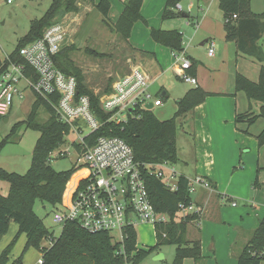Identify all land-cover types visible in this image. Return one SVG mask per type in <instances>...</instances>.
<instances>
[{
	"label": "trees",
	"instance_id": "1",
	"mask_svg": "<svg viewBox=\"0 0 264 264\" xmlns=\"http://www.w3.org/2000/svg\"><path fill=\"white\" fill-rule=\"evenodd\" d=\"M85 0H52L45 13L30 24L28 33L19 42L16 49L8 54V58L0 60V74L10 62L25 64L19 55L20 47L41 37L43 30L59 22L68 13L78 11L77 3ZM91 1L92 0H88ZM143 0H128L116 23L108 20L110 4L107 0H99L94 8L102 16V22L111 31L119 33L127 41L134 23L143 20L140 8ZM182 0H166L162 12V20H169L187 13L177 10ZM224 16L225 37L234 41L238 52L255 59L261 64L257 81H251L240 74L235 76L236 91H243L248 100L260 103L257 113L252 111L236 114L235 122H246L249 126L257 118L264 119V52L259 41L264 31V12L253 13L250 10V0H217ZM235 15V18L233 17ZM151 39L172 52L183 51L182 34L176 29L151 28ZM73 46H63L53 56L55 66L66 75L75 77L79 94L89 96L91 108L96 117L103 124L91 134L95 139L100 135L117 136L123 139L131 148L134 159L140 165H155L167 163L170 165L178 161L176 148V119L184 117L197 105L202 103L208 95L199 86L189 88L177 100V109L173 116L166 120H159L152 111L144 110L138 117L129 113L123 121H110L112 113L105 112L99 106L98 96L86 84V77L73 59L70 52ZM87 53L103 57L105 53L86 48ZM194 61L188 70L194 71ZM26 73L33 79L37 75L33 69L26 65ZM112 78L109 79L103 92H109ZM162 100L168 95L159 93ZM43 106L48 113L44 122L38 120V108ZM24 124L26 128L39 131L35 143L31 165L24 174L9 172L0 168V181L8 184L6 195L0 193V239L6 234L11 222H15L18 230L11 242L0 253V264H18L21 256L9 262V254L19 235L25 234L26 241L23 251L30 247L38 248L41 252L42 264H124L127 260L137 264L154 248L162 244H174L175 256L170 264H183L185 258H192L195 263H202L200 238L187 237L188 225L197 223L201 214L199 212L181 213L180 206H188L192 200L189 192L188 178L183 175L177 177V190L170 191L165 184L146 169L143 170L149 198L156 212L166 214L168 222L156 226V243L148 250L137 249L136 233L133 228L125 232L124 256L118 254L119 243L109 232L90 233L74 222H68L60 231L58 237H53L51 230L45 227L42 219L33 211L36 199L53 206V212L59 208L61 196L70 176L77 170L73 167L67 171H56L51 165V154L65 143V135L69 132V125L59 120L55 109L42 97L36 96L25 120L16 123ZM258 145L264 147V128L256 136ZM0 141V152L6 142ZM59 157V156H55ZM144 169V168H143ZM75 173L68 183L65 201L76 181ZM213 186L212 182L210 181ZM51 239L49 247H41V241ZM264 260V217L259 220L255 229L250 231L246 242L236 254V264H261Z\"/></svg>",
	"mask_w": 264,
	"mask_h": 264
},
{
	"label": "rangeland",
	"instance_id": "2",
	"mask_svg": "<svg viewBox=\"0 0 264 264\" xmlns=\"http://www.w3.org/2000/svg\"><path fill=\"white\" fill-rule=\"evenodd\" d=\"M51 1L52 0H15L12 3H7L6 0H0L1 61L4 60L6 55L16 49L19 42L28 33L32 21L39 19L45 13ZM182 1L184 4H187L188 2V0ZM259 1L261 9H263L264 0ZM215 3L218 7L217 9H219L218 11H221L222 13V19H224L218 1L215 0ZM194 6H197L196 0H194ZM261 9L260 7H257V10ZM177 10L184 12L181 7L177 8ZM184 13L190 15L188 12ZM81 14L82 10L80 6H78L77 12L68 13L59 20V22L66 21L70 25V31H72L67 36L63 46H73V50L70 52L71 58L83 70L86 77V84L92 89L94 94L97 93V96H99L103 93L110 78H112L113 82L118 77H121L130 71L134 62L132 55L133 52L130 50L127 41L124 40L119 33L111 31L109 27L102 22L98 10H93L91 13H88L86 15L87 17ZM184 17L185 16H179L165 21L171 23L176 20V23L178 21L184 23ZM259 45L264 48V38L260 39ZM86 48L103 52L105 53V56H93L87 53ZM200 50V54L205 56L201 47ZM188 54L194 59L195 55L193 49L188 51ZM183 55L185 57L187 56L185 53ZM202 56L197 55L195 56V59L206 64L207 60ZM137 59L136 62L140 63L146 70L151 68V65H149V62L145 59H140V56L137 57ZM177 62L180 63L179 60H177ZM200 65L202 67L204 66L202 64ZM174 72L172 69L161 71V75L154 80L153 84L151 83L148 89L151 95V100L159 95L161 86H164L165 90L168 92L169 96L163 100L162 105L155 106L151 109L159 120L171 118L177 109V99L183 94V90H187L194 86L186 83L176 72ZM157 73H159V69ZM187 74L191 75L188 71ZM19 86L23 88L25 87V83L21 81ZM34 99L35 94L30 90H26L24 97L14 98L9 112L6 115L8 121H4L6 116L0 119V141L2 139L7 140L0 152V168L6 171L24 174L31 165L32 152L39 137V131L32 128H26L24 124L16 126L13 132L12 128L16 123L26 119ZM242 99L243 98L240 97L238 103H242ZM191 112H188L184 117H178L176 119L177 155L178 157L181 155L182 159L185 160L190 159L192 155L193 122L191 117L193 114ZM47 118V111L43 106H40L38 108V120L44 122ZM263 124L264 119L259 117L249 125V131L251 130L255 132V130H259ZM220 135L221 133H219V137ZM230 143L231 142L226 138L224 142L222 141V143L218 144L216 147V151L217 153L219 152L221 161L219 160L218 165L216 166V185L213 184L212 186L213 191L216 192V205L213 207V211L214 213H217V210H220L221 208V212L219 213V216H221V222L215 224L209 223L206 227H204V224L202 225L203 229L202 232H198L199 235L205 233L206 241L209 235L208 243H203L202 241V255L203 251H209L212 240H216L215 236L211 234L212 232H216L217 234H219L218 232L225 233L224 226L227 223L233 222L235 224L241 222L240 214L237 213L238 211H244L242 215V223L250 222L252 219L256 218L255 213L258 214L257 218H260L264 213V147L261 146V155L258 161L261 166H259L257 171L252 165V162L250 163L247 160L245 154L241 155L239 152L232 155L229 152ZM75 160L76 154L71 150L65 157L53 156L50 165L56 171H67L73 168ZM173 166L186 173L192 169L190 165L185 167L184 162L180 159L176 164H173ZM74 174L75 173H73L67 181L64 191L67 189L68 183ZM256 177L258 178V185L255 186L254 181ZM0 183L6 184L7 182L0 181ZM209 192L211 191L208 190V193ZM197 195V191H194L191 196L196 198ZM222 195H226V199L232 198L235 200L237 206L232 207L229 204L231 201H228V203L226 199L222 202L220 198H218ZM253 203L254 205H257V208H250L249 205H253ZM33 211L42 219L45 227L51 230L52 235L58 237L62 228L59 224L53 222V206L36 199L33 204ZM216 213L215 215H217ZM223 218L229 221L223 223ZM168 220L166 222H168ZM194 224L195 223H191L188 225V238L194 234ZM16 230L17 224L11 222L8 231L0 239V252L11 242L16 234ZM135 233L137 249L148 250L150 246H153L156 243V235L151 224H138L135 228ZM115 238L117 237L115 236ZM25 241L26 237L24 234L18 236L9 254V261H13L21 256V261L18 264H36L41 256V252L38 248L34 247H30L23 251ZM49 245L50 241L47 238H44L40 244L42 247H49ZM175 251L176 246L174 244H162L154 248L137 264H170L175 256ZM158 254H161L162 257L157 258ZM193 261L192 258H185L183 264H193ZM216 264H218V261H216ZM261 264H264V260Z\"/></svg>",
	"mask_w": 264,
	"mask_h": 264
},
{
	"label": "built area",
	"instance_id": "3",
	"mask_svg": "<svg viewBox=\"0 0 264 264\" xmlns=\"http://www.w3.org/2000/svg\"><path fill=\"white\" fill-rule=\"evenodd\" d=\"M6 1L12 3L15 0ZM176 8H180L179 4ZM70 30L66 21L54 23L43 30L41 37L20 47L19 55L25 64L10 62L0 74V119L7 115L14 98L24 97L26 90L44 98L55 109L59 120L69 125V132L65 135V143L51 154V158L65 157L73 150L76 154L73 167L77 168L74 173H82L66 201L67 189L62 193L59 208L53 212V222L61 228L74 222L90 233L109 232L117 237V252L124 256L123 243L128 228L135 230L138 224L147 223L152 225L156 235V226L169 219L166 214L155 211L143 170L160 179L170 191L178 188V174L173 165L167 163L140 165L134 159L132 148L117 136L92 138L91 134L103 124L93 112L89 96L79 94L75 77L64 74L53 61V56L72 32ZM207 53L209 56L214 53L212 41ZM183 54L184 50L172 52L174 70L186 83L196 85V78L187 74L191 61ZM26 65L33 69L36 79L26 73ZM21 81L25 83L23 88L19 86ZM150 84L146 72L132 64L127 74L111 83L109 92L98 96L99 106L112 113L110 121H123L129 113L139 117L142 111L149 110L148 103L153 107L162 105L160 97L151 100ZM188 186L191 195L198 187L213 190L210 181L201 175L188 179ZM231 204L234 206L236 202L231 201ZM203 210V205L194 202L181 205L179 209L184 214L195 211L201 215ZM49 241L51 245L52 240ZM42 261L40 256L36 264H42ZM124 264L131 263L126 258Z\"/></svg>",
	"mask_w": 264,
	"mask_h": 264
},
{
	"label": "crops",
	"instance_id": "4",
	"mask_svg": "<svg viewBox=\"0 0 264 264\" xmlns=\"http://www.w3.org/2000/svg\"><path fill=\"white\" fill-rule=\"evenodd\" d=\"M107 1L110 4L108 20L113 25L118 20L128 0ZM196 1V7L194 6V0H188L187 4H184L183 1L179 3L182 10L190 14L189 17L185 15V19L183 18L184 23L179 21L176 23V20L168 23L162 20V12L166 0H143L140 8V14L143 20H138L134 23L127 43L130 50L133 52V64L139 65L141 69L146 72L153 84L154 80L161 75V71L172 69L174 72L175 61L170 49L151 39L150 29H176L181 32L184 53L191 63L194 61L195 65L193 73H190L197 80V84L194 86L201 87L210 95H208L202 103L197 105L192 112L190 111L193 114L191 117L193 122V137L191 146L192 155L190 159H182L181 155L178 157V160L180 159L184 162L185 167L190 165L192 169L186 173L177 167L175 168V166L173 167L178 175H183L188 179L201 175L211 181L212 184L216 185V166L219 160L221 161L216 147L218 144L222 143V141L224 142L226 138L231 142L229 152L232 155L239 152L241 155L245 154L247 160L250 163L252 162V165L257 171L259 166H261L258 161L262 147L258 145L256 136L264 128V124L259 130H255L254 132L251 130L249 131V126L246 125L245 121L239 122L242 125L235 122L236 114H243L250 111L257 113L260 103L250 102L244 92L236 91L234 83L236 74H240L251 81H257L261 64L255 59L238 52L235 42L226 39L224 19H222L221 11L217 9L218 7L215 0ZM98 2L99 0H92V2L85 0L78 2L77 5L80 6L82 14L86 16L88 13L96 10L94 4ZM257 7L261 9L260 1L250 0V10L253 13L257 14L264 12V8L257 10ZM261 38H264V31ZM211 41L214 43V53L212 56H209L207 52ZM200 47L203 49L205 56L200 54ZM191 49L194 50L195 56H202L207 60V63L203 64L197 61L195 56L194 59L191 58L188 54V51ZM262 51L264 52V48ZM7 56L8 55L5 57ZM139 56L140 59H145L149 62V65H151L149 70H146L145 67L136 62ZM200 64L204 66L202 67ZM158 69L159 73H157ZM187 90H183V94H181L178 99H180ZM161 92H165L168 95L164 86H161L160 93ZM157 97L161 98L160 95ZM240 97L243 98L242 103H238ZM152 108H150L149 111H152ZM4 121H8L7 116ZM219 133H221L220 137ZM254 185H258L257 177L254 181ZM196 191L198 195L196 198L192 196V200L196 204L203 205L204 210L200 222L198 221L194 224V234L189 237L190 239L200 238L202 245V241L203 243L209 242V235L207 241L205 233L199 235L203 229L202 225L204 224V227H206L209 223H220L221 216H219V213L221 212V208L217 210V213L215 212L217 214L215 215L213 211V207L216 205L215 191L212 190L208 193V190L201 187H198ZM7 192L8 184L0 183V193L6 195ZM218 198L224 202L226 195H222ZM226 200L227 202L235 201L232 198ZM229 204L232 207L237 206V203L234 206L231 202ZM249 206L251 209L257 208V205H254V203ZM237 213L240 214L241 222L235 224L233 222L227 223L224 226L225 233L218 232L219 234H217L216 232H212L211 234L215 236L216 240H212L209 251H203L202 263L199 262L198 264H216V261H218V264H236V254L238 250L248 239L250 231L257 227L261 217H264L263 213L260 218H257L258 214L255 213L256 218L252 219L250 222L242 223L244 211H238ZM226 221L229 220L223 218L222 222L225 223ZM160 257H162V255L158 254L157 258ZM193 264L197 263L193 261Z\"/></svg>",
	"mask_w": 264,
	"mask_h": 264
},
{
	"label": "water",
	"instance_id": "5",
	"mask_svg": "<svg viewBox=\"0 0 264 264\" xmlns=\"http://www.w3.org/2000/svg\"><path fill=\"white\" fill-rule=\"evenodd\" d=\"M183 16H185V14H183ZM146 107H147L148 109L152 108V103H148V104L146 105Z\"/></svg>",
	"mask_w": 264,
	"mask_h": 264
}]
</instances>
